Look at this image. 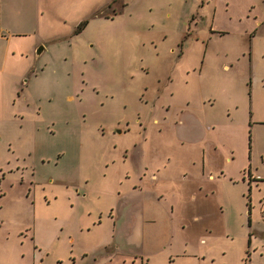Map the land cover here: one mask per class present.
<instances>
[{
	"label": "rangeland",
	"instance_id": "374dc122",
	"mask_svg": "<svg viewBox=\"0 0 264 264\" xmlns=\"http://www.w3.org/2000/svg\"><path fill=\"white\" fill-rule=\"evenodd\" d=\"M194 149L223 171L221 213L177 196ZM250 178L264 179V0H0V264H264ZM130 203L153 237L121 238Z\"/></svg>",
	"mask_w": 264,
	"mask_h": 264
},
{
	"label": "crops",
	"instance_id": "0c3cea01",
	"mask_svg": "<svg viewBox=\"0 0 264 264\" xmlns=\"http://www.w3.org/2000/svg\"><path fill=\"white\" fill-rule=\"evenodd\" d=\"M201 69V68H199ZM198 149H194L193 152V156L191 157L192 159H195V152ZM204 149H199L198 151V157L192 161V168L195 169V171L190 172V174L188 175L187 173H184V178L186 177V175H188V180H184L185 182L179 186L180 189H177V196L179 195V198L183 199V198H189L195 205H198V202L204 198H212L214 204L216 205L218 212H222L223 210L226 209V199L222 198L220 196V202H217V195L219 193V189L217 187H215V185H213V183H210L211 180H214L216 178V176H219L220 173H223V171H213L211 170L210 167H208V165L205 164V156H204ZM227 158V157H226ZM231 159V158H230ZM227 161V159H226ZM220 169V168H219ZM218 169V170H219ZM250 172V171H249ZM244 174V173H243ZM225 175H227V173H225ZM251 173H249V177H250ZM153 177H155V175H152ZM251 179V178H250ZM253 179V178H252ZM250 181V180H249ZM184 185H186V189L184 188ZM213 186L214 188L210 187ZM251 190V189H250ZM160 193V192H158ZM160 198L163 197V194L159 196ZM163 199V198H162ZM159 200V198H157V201ZM170 204V203H169ZM174 204H170L168 209L169 214H172V209H173ZM132 205L131 203L129 204L128 208L126 209L127 211V220L123 222V226H121L120 228H118V226L116 227V230L118 229V232H120L121 234V238L125 241H129V242H136L138 239L142 240L144 237H150V235L147 234H151L152 237L154 235L153 231H156V229L154 227L152 228H147L146 225L148 223H150L151 221H148V219H146L147 217H143L145 212L147 211V204L143 205V204H138V207L135 208L136 211H132ZM161 210V208L158 205V208L156 211ZM123 212V210H121ZM112 214V211H111ZM148 217H150V214H147ZM191 217L194 220L198 219V215L196 213H193L191 215ZM222 224H223V220H222ZM151 240V239H148ZM200 241L204 242L205 239L201 238ZM250 243V239L248 240ZM165 243V242H163ZM167 245L172 246L171 243H168ZM180 252L182 254L179 255H175V259H179L178 263H180L181 259L187 258L186 256V252L187 250L184 249L186 248V244L180 245ZM207 250L204 249L203 251H200L199 254H203L205 255V251ZM85 255V254H84ZM143 260L140 261L141 264H150L151 260L149 258L143 257L141 258ZM196 264H203V260L201 259L199 261L195 260ZM205 261V259H204ZM211 262V261H210ZM174 263V261H172L169 264ZM154 264V263H153ZM217 264H223L221 263V257L218 259Z\"/></svg>",
	"mask_w": 264,
	"mask_h": 264
},
{
	"label": "trees",
	"instance_id": "16d2710c",
	"mask_svg": "<svg viewBox=\"0 0 264 264\" xmlns=\"http://www.w3.org/2000/svg\"><path fill=\"white\" fill-rule=\"evenodd\" d=\"M264 181V179H260V178H255V179H250V181L248 182V184L251 182V181ZM250 186H248V193H247V195H246V198H247V206H248V209H251V203H250ZM248 214H249V210H248V212H247ZM247 222H248V226L250 225V219H249V217H248V219H247ZM249 236H251V232H249ZM247 244H249V241H248V243ZM248 254L249 253H247V256H246V258H245V260H247V257H248Z\"/></svg>",
	"mask_w": 264,
	"mask_h": 264
},
{
	"label": "water",
	"instance_id": "95a60500",
	"mask_svg": "<svg viewBox=\"0 0 264 264\" xmlns=\"http://www.w3.org/2000/svg\"><path fill=\"white\" fill-rule=\"evenodd\" d=\"M41 51H42V47H39V48H37V50L35 51V54L38 55Z\"/></svg>",
	"mask_w": 264,
	"mask_h": 264
}]
</instances>
